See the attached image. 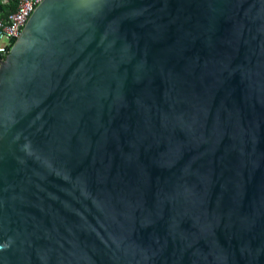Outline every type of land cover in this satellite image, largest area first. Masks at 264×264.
<instances>
[{"label":"water","instance_id":"obj_1","mask_svg":"<svg viewBox=\"0 0 264 264\" xmlns=\"http://www.w3.org/2000/svg\"><path fill=\"white\" fill-rule=\"evenodd\" d=\"M0 264H264V0H42L0 64Z\"/></svg>","mask_w":264,"mask_h":264},{"label":"built area","instance_id":"obj_2","mask_svg":"<svg viewBox=\"0 0 264 264\" xmlns=\"http://www.w3.org/2000/svg\"><path fill=\"white\" fill-rule=\"evenodd\" d=\"M8 1L13 2L15 7L4 17L0 16V64L20 37L33 9L42 0H2V3L7 4Z\"/></svg>","mask_w":264,"mask_h":264},{"label":"trees","instance_id":"obj_3","mask_svg":"<svg viewBox=\"0 0 264 264\" xmlns=\"http://www.w3.org/2000/svg\"><path fill=\"white\" fill-rule=\"evenodd\" d=\"M0 7H1V11H0V16L1 17H4L7 13H9V12L14 10V4L11 1L8 4H5V5H1L0 4Z\"/></svg>","mask_w":264,"mask_h":264},{"label":"crops","instance_id":"obj_4","mask_svg":"<svg viewBox=\"0 0 264 264\" xmlns=\"http://www.w3.org/2000/svg\"><path fill=\"white\" fill-rule=\"evenodd\" d=\"M9 2H10V1H8V3H9ZM8 3H7V4H8ZM0 4H1V5H5V4L2 3V0H0ZM13 4H14V3H13ZM14 7H15V4H14ZM0 11H1V7H0Z\"/></svg>","mask_w":264,"mask_h":264}]
</instances>
